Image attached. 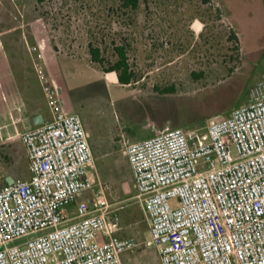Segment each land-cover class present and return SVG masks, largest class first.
<instances>
[{"label":"rangeland","instance_id":"rangeland-1","mask_svg":"<svg viewBox=\"0 0 264 264\" xmlns=\"http://www.w3.org/2000/svg\"><path fill=\"white\" fill-rule=\"evenodd\" d=\"M37 39L63 57L69 81L61 92L90 134V175L106 187L118 236L137 244L123 264H161L123 144L153 137L155 128L203 129L247 104L264 80V0H141L136 11L121 0H0V41L19 81L36 74ZM90 45L100 47L102 65ZM121 45L134 75L128 85L109 77ZM11 176L29 178L28 160L20 139L0 131V188Z\"/></svg>","mask_w":264,"mask_h":264},{"label":"built area","instance_id":"built-area-1","mask_svg":"<svg viewBox=\"0 0 264 264\" xmlns=\"http://www.w3.org/2000/svg\"><path fill=\"white\" fill-rule=\"evenodd\" d=\"M41 51L34 69L52 119L19 136L29 178L0 188V264H123L137 244L118 236L106 187L89 172V134ZM154 132L123 145L161 264H264V80L203 129Z\"/></svg>","mask_w":264,"mask_h":264},{"label":"crops","instance_id":"crops-1","mask_svg":"<svg viewBox=\"0 0 264 264\" xmlns=\"http://www.w3.org/2000/svg\"><path fill=\"white\" fill-rule=\"evenodd\" d=\"M37 42L42 43L40 45L42 47L41 52L45 59L48 74L58 87L65 110L69 113L78 114L76 106L70 101L68 96L64 98L65 95L61 92L62 88L66 89L67 81H69L66 77V66H63L60 62L63 57L54 53L50 46L46 44V40L37 39ZM3 49L0 41V131L4 133L5 140L9 141L11 139H20V134L36 127L37 125L34 123L36 116L41 115L43 117L42 124H44L52 119V115L37 75H30V78L32 77L30 83L27 82L28 77L19 81V77L17 78L14 75L15 66ZM105 138L108 140L107 144L111 148L109 140L112 137L108 135ZM105 152L107 153V151ZM105 152L101 151L100 153L104 154ZM11 177L16 180L14 176ZM92 178L94 179V176ZM71 208L74 210V207Z\"/></svg>","mask_w":264,"mask_h":264},{"label":"trees","instance_id":"trees-1","mask_svg":"<svg viewBox=\"0 0 264 264\" xmlns=\"http://www.w3.org/2000/svg\"><path fill=\"white\" fill-rule=\"evenodd\" d=\"M39 1L42 2L44 0H39ZM121 1L126 9L135 10V11L139 8L141 2V0H121ZM114 50L118 56V60L110 69L117 73L119 83L128 85L133 81L134 75L130 71V67L128 64L127 49L124 45H121V46H115ZM89 51L93 62L98 63L100 65L104 63V58L102 56V51L100 47H95L93 45H90ZM105 72L107 71L105 70Z\"/></svg>","mask_w":264,"mask_h":264},{"label":"water","instance_id":"water-1","mask_svg":"<svg viewBox=\"0 0 264 264\" xmlns=\"http://www.w3.org/2000/svg\"><path fill=\"white\" fill-rule=\"evenodd\" d=\"M201 26V23L199 21H196L194 23V28L195 30H198L199 27ZM109 77L111 78V80L115 81V82H119L118 76L116 74H109ZM34 123L35 125H41L43 123V117L41 115H38L34 118ZM14 179L12 177H8L7 178V184H13Z\"/></svg>","mask_w":264,"mask_h":264},{"label":"bare ground","instance_id":"bare-ground-1","mask_svg":"<svg viewBox=\"0 0 264 264\" xmlns=\"http://www.w3.org/2000/svg\"><path fill=\"white\" fill-rule=\"evenodd\" d=\"M111 79V78H110Z\"/></svg>","mask_w":264,"mask_h":264}]
</instances>
